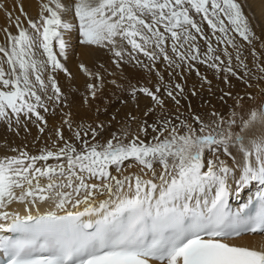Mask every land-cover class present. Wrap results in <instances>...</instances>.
Returning a JSON list of instances; mask_svg holds the SVG:
<instances>
[{
    "label": "snow or ice",
    "instance_id": "1",
    "mask_svg": "<svg viewBox=\"0 0 264 264\" xmlns=\"http://www.w3.org/2000/svg\"><path fill=\"white\" fill-rule=\"evenodd\" d=\"M18 7L14 15L0 3L7 18L0 29V122L17 135L29 124L45 133L42 112L58 114L60 123L48 135L51 143L35 153L26 145L0 146V264H264V244L232 242L264 235V103L227 117L213 111L181 119L182 84L149 87L116 76L114 88L133 98L144 95L152 106L143 119L129 113L130 123L105 138L111 121L79 117L57 79L61 72L75 79L62 62L73 32L81 46L102 50L121 73L127 65L158 72L162 60L176 69L191 70L198 62L236 76L230 46L248 75L236 37L249 46L257 37L241 4L39 0L35 16ZM251 54L264 74L255 47ZM79 68L86 77L83 101L91 107L113 74L103 65ZM250 188L254 196L233 209L230 197Z\"/></svg>",
    "mask_w": 264,
    "mask_h": 264
},
{
    "label": "bare ground",
    "instance_id": "2",
    "mask_svg": "<svg viewBox=\"0 0 264 264\" xmlns=\"http://www.w3.org/2000/svg\"><path fill=\"white\" fill-rule=\"evenodd\" d=\"M38 2L39 0H0V3H3L14 15H19L18 5L23 4L24 11L27 12L29 16L36 15ZM237 2L241 4L242 10L249 20L250 28L257 37V40H255L251 46L247 45L242 38L236 37L237 44L241 45V59L244 60V63L248 65V69L251 70L248 75H245V68L241 67L236 61V52L230 46L228 50L233 54L232 67L237 73L236 76L226 71H217L198 62H193L194 67L191 70H189L187 66H183L180 69L163 66L159 69L156 68L158 72L153 73H148L139 67L127 65L123 73H121L111 64L109 56L102 50L81 46L76 39L75 32H73L69 39L75 42L76 51L71 52L69 48L67 56L62 59V62L65 63V66L68 68L69 72L73 74L75 79H69L63 72L57 74V79L61 87L65 92L69 93V101L72 102L73 111L78 113L79 117L84 118L87 123H91L93 120L97 122L102 121L100 119L101 117L99 118L97 116L99 112L105 107H110V105L113 104L111 102H114L116 99V101L119 102L120 99L126 98L129 95V93H122L110 84L111 79L116 76H120L121 79L128 77L132 79L133 83H136L138 80L140 84H145L146 86L152 85V87L156 84H161L163 81L165 83L174 82L182 84L185 88V96L183 97L182 103H184V105L187 103V108L181 107V105L179 106L178 113L181 119L188 117L190 112L194 113V110L195 112H200V115L205 118L213 111L219 112L227 117L232 110L243 113L247 110L249 105L264 103V79H259V77L264 76V74L260 73L257 69V61L251 54L252 47H255L257 53L260 54V60L258 62L264 64V0H237ZM5 26H7V18L4 11L0 10V29ZM205 28L207 30L206 25ZM10 30L14 33L16 31L14 26L11 27ZM2 36L3 33L0 32V37ZM202 42L205 43V41ZM202 42L201 40L199 41V43ZM213 44L215 46V40H213ZM201 48L202 51H206V43L204 47L201 46ZM222 48L223 46H220L221 51L219 54H221L222 59L225 60L226 66L227 57L223 56ZM169 54L171 55V52H169ZM141 59H143L145 63H148L146 58L141 57ZM81 63L91 68H99L100 65H103L104 68L107 69V72L113 74L107 77L109 83L103 88L99 98L94 101H89L91 107L84 104L83 101V97L87 95V93L83 87L86 77L79 68ZM226 76L227 83L225 82ZM237 77H242V79H238ZM204 78H206V80ZM203 88L206 90V93L202 92L204 90L201 91ZM193 90H195L196 95L191 94ZM229 92L231 93V97L226 95V93ZM247 93H251L252 97L255 99H249L246 95ZM140 97L139 102L146 100L144 96V98H142V96ZM238 97H243L244 99L238 101ZM241 104L244 106L243 109L241 108ZM150 106L149 103L145 104L143 102L142 106H136L135 109L141 116ZM97 108L99 112L96 111ZM167 108L172 114H177V107L172 105L170 101H167ZM42 115H45L48 121V129L43 134L39 132L35 124H29V131L27 133L21 129L17 135L15 131L7 127L6 122H0V146L10 145L11 148H15L17 146L23 147L26 145L31 152L35 153L39 148L44 146L45 141H48V135L51 129L60 123L58 114L53 115L42 112ZM159 115L160 113L157 111L156 116H150L148 118V122H154ZM14 127L15 125L13 122V128ZM135 128L136 126L132 127L133 130H135ZM37 137H39V139H37ZM48 143L50 144L51 141H48ZM0 154H3L2 151H0ZM253 189L254 188H250L239 197L233 194L232 203L238 206L241 202L245 201L248 196L253 195ZM14 207L19 208V210L23 212L22 206L14 205ZM232 242L259 246L264 244V235L245 234L234 239Z\"/></svg>",
    "mask_w": 264,
    "mask_h": 264
},
{
    "label": "rangeland",
    "instance_id": "3",
    "mask_svg": "<svg viewBox=\"0 0 264 264\" xmlns=\"http://www.w3.org/2000/svg\"><path fill=\"white\" fill-rule=\"evenodd\" d=\"M203 40H201V42H202ZM70 43H71V46H70V51L71 52H75L76 51V44H75V42H72V41H70ZM202 44V45H201ZM204 42H202V43H200V45L201 46H203L204 47ZM158 65V66H157ZM163 66H166V67H169V66H167V63L166 62H164V61H162L161 60V62H158L157 64H156V68L157 69H159L160 67H163ZM164 84H175L174 82H162L161 83V85H164ZM149 87L151 86L152 87V85H148ZM202 90H204V88L203 89H201V91ZM202 92H205L206 93V90H204V91H202ZM192 94V93H191ZM140 96H142V98H144L145 96L144 95H139L138 97H136V98H134L133 99V97L129 94L126 98H122V99H120V101L118 102V101H114V102H111V103H113V104H111L110 105V107L108 106V107H105L101 112H99L98 114H97V116L103 121V122H105V124L106 125H109V122L111 121V124L109 125V127H108V129H107V132L105 133V138H107V135H108V133H110V132H116V131H118L119 129H120V126L122 125V124H124V123H130L129 121H127V115L129 114V113H131L132 115H134V116H136V117H138V119H143V114L140 116V114H138V112H137V110L135 109L136 108V106L138 107V106H142L143 105V102L145 103V104H148L149 103V105H151L152 106V101H150V99L149 98H147V97H145V101H142V102H139V100H140ZM144 96V97H143ZM184 98H181L180 99V105H181V107H185V108H187V103L184 105V103H182V100H183ZM148 100V101H147ZM135 101V102H134ZM168 101H170L171 102V104L172 105H174V106H176L175 105V103L173 102V101H171V100H168ZM137 103V104H136ZM179 105V106H180ZM183 105V106H182ZM150 106V107H151ZM177 107V106H176ZM194 113L195 114H198V115H200V112H195V110H194ZM112 117H115V120L113 121L112 120ZM133 126H136L134 123L133 124H131V127H133ZM66 135H67V132H66ZM5 143V142H4Z\"/></svg>",
    "mask_w": 264,
    "mask_h": 264
}]
</instances>
